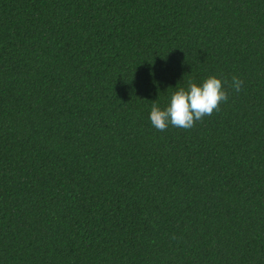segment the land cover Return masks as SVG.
I'll list each match as a JSON object with an SVG mask.
<instances>
[{
    "label": "trees",
    "instance_id": "trees-1",
    "mask_svg": "<svg viewBox=\"0 0 264 264\" xmlns=\"http://www.w3.org/2000/svg\"><path fill=\"white\" fill-rule=\"evenodd\" d=\"M0 264H264V0H0Z\"/></svg>",
    "mask_w": 264,
    "mask_h": 264
},
{
    "label": "clouds",
    "instance_id": "clouds-1",
    "mask_svg": "<svg viewBox=\"0 0 264 264\" xmlns=\"http://www.w3.org/2000/svg\"><path fill=\"white\" fill-rule=\"evenodd\" d=\"M227 81L215 75L207 77L199 85L188 81L187 88L180 87L174 91L168 105L161 109L153 103L150 111L151 125L157 131H166L169 126L191 129L204 117L220 110V105L227 102L229 92ZM244 81L237 76L231 79L230 87L235 92L242 90Z\"/></svg>",
    "mask_w": 264,
    "mask_h": 264
}]
</instances>
